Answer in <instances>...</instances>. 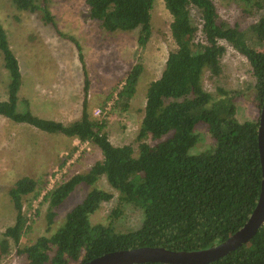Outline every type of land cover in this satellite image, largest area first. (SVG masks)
Wrapping results in <instances>:
<instances>
[{
	"label": "trees",
	"instance_id": "obj_1",
	"mask_svg": "<svg viewBox=\"0 0 264 264\" xmlns=\"http://www.w3.org/2000/svg\"><path fill=\"white\" fill-rule=\"evenodd\" d=\"M154 0H85L88 17L109 32L138 29L137 44L144 48L152 35L151 10ZM171 15L170 34L176 45L167 55L160 76L145 92L144 115L136 140L138 153L129 144L114 145L109 140L106 120L92 117L88 110L90 81L82 48L76 37L62 33L46 0H12L17 9L38 12L62 38L76 48L83 72V99L80 118L70 123L39 117L23 100L18 111V92L22 85L19 62L10 48L0 23V53L7 72V97L0 100V115L15 123H25L47 133H60L96 146L102 159L88 170L76 173L44 196L47 201V228L56 211L79 184L92 186L82 200L71 207L63 222L49 236L40 235L20 246L21 235L29 229L23 197L39 194L45 180L23 176L9 188L8 195L16 212L15 220L2 232L0 258L15 246L22 264H81L107 252L138 247H163L172 250H199L228 238L247 221L260 193L261 165L257 146L258 118L238 121L234 97L218 89L220 96L207 92L202 76L221 73L220 59L226 41L244 56L254 78L253 100L260 110L264 101V49L249 44V36L264 45V15L243 29L219 19L212 0H163ZM245 6L263 7L264 0H237ZM199 16L194 25L191 10ZM200 31V34H199ZM143 71L133 64L120 80L116 101L122 108L136 91ZM104 112L103 108L96 111ZM203 124L212 145L190 154L197 142L194 131ZM150 139L153 143L148 142ZM104 177L119 193L121 203L142 212L140 226L115 231L110 225L92 224L90 216L112 193L96 187ZM112 214L117 216L118 211ZM136 264H164L160 262ZM208 264H264V224L252 239L227 255Z\"/></svg>",
	"mask_w": 264,
	"mask_h": 264
},
{
	"label": "rangeland",
	"instance_id": "obj_2",
	"mask_svg": "<svg viewBox=\"0 0 264 264\" xmlns=\"http://www.w3.org/2000/svg\"><path fill=\"white\" fill-rule=\"evenodd\" d=\"M212 1L219 19L230 25L238 24L243 29L264 15V3L263 7L258 8L253 4L245 6L237 0ZM46 3L58 29L76 37L81 45L90 81L88 110L92 117L106 120L111 143L131 145L136 156V135L144 115L146 89L151 81L160 76L168 53L176 47L170 34L171 15L164 1H153L152 35L144 48H140L136 41L138 29L109 32L98 21L90 19L85 0H46ZM191 14L193 24L199 27L198 12L192 9ZM0 23L22 74L17 110H23L22 101L27 100L32 113L39 117L66 124L79 119L83 72L75 46L45 24L38 12L17 9L12 0H0ZM220 43L225 47L220 59L222 71L217 76H211L206 71L202 76L203 87L214 97L220 96V88L229 91L234 97L236 119L240 122L255 120L259 117V110L253 100L254 78L250 66L246 58L226 41L221 40ZM249 44L258 50L264 49V45L251 34ZM137 62L142 64L143 71L135 94L123 109L122 103L116 101V89L121 87L119 82L127 70ZM7 83V72L0 53V100L7 97ZM98 107H104V112L96 111ZM194 131L198 134V140L189 149L190 154L202 152L212 145L203 124H197ZM77 140L60 133H47L25 123H15L0 115V238L5 228L14 223L16 215L8 195L9 188L23 176L45 180L51 169L62 162L60 155L66 159L72 158L77 149ZM147 141L153 143L150 139ZM80 154L74 159L66 179L85 172L102 159L100 150L90 143ZM96 187L112 193L113 197L102 202L90 216L92 224L110 225L115 231H128L140 226L141 210L121 203L119 193L109 186L104 177L96 182ZM91 188L85 184L77 185L55 209L53 223L48 228L47 201L39 194L24 196L22 210L25 215L32 205L35 206V214L29 220L26 216L29 229L21 235L20 246L32 243L40 235H51L63 222L67 211L79 203ZM113 211L119 214L115 216ZM23 260V257L17 256L11 243L9 252L0 258V264H22Z\"/></svg>",
	"mask_w": 264,
	"mask_h": 264
},
{
	"label": "water",
	"instance_id": "obj_3",
	"mask_svg": "<svg viewBox=\"0 0 264 264\" xmlns=\"http://www.w3.org/2000/svg\"><path fill=\"white\" fill-rule=\"evenodd\" d=\"M257 146L261 165V187L257 203L247 221L228 238L199 250H172L163 247H138L104 253L81 264H208L249 242L264 224V101L258 117Z\"/></svg>",
	"mask_w": 264,
	"mask_h": 264
},
{
	"label": "built area",
	"instance_id": "obj_4",
	"mask_svg": "<svg viewBox=\"0 0 264 264\" xmlns=\"http://www.w3.org/2000/svg\"><path fill=\"white\" fill-rule=\"evenodd\" d=\"M97 111L100 112V110H97ZM75 144H76L75 146L77 149L75 153L72 155V158L66 159V157H63V155H60V157L62 158V162L54 166L49 172V174L47 175L45 179V184L39 193L40 198H44V196H46L48 192L53 190L56 186L60 185L63 181L67 180L66 176L68 172L70 171V167L73 164L74 159H76L77 157L81 155L80 153L82 152L83 148H86V149L88 148L89 142L80 141L78 139L77 143ZM34 214H35V206L32 205V208L26 213L27 219L29 220L30 218H32ZM28 223L29 221H27L26 224Z\"/></svg>",
	"mask_w": 264,
	"mask_h": 264
}]
</instances>
